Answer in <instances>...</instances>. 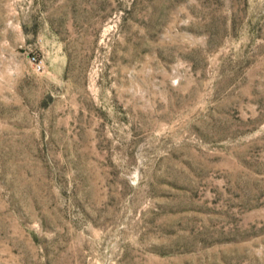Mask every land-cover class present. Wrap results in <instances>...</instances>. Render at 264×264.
Returning <instances> with one entry per match:
<instances>
[{
  "label": "rangeland",
  "instance_id": "obj_1",
  "mask_svg": "<svg viewBox=\"0 0 264 264\" xmlns=\"http://www.w3.org/2000/svg\"><path fill=\"white\" fill-rule=\"evenodd\" d=\"M0 264H264V0H0Z\"/></svg>",
  "mask_w": 264,
  "mask_h": 264
},
{
  "label": "built area",
  "instance_id": "obj_2",
  "mask_svg": "<svg viewBox=\"0 0 264 264\" xmlns=\"http://www.w3.org/2000/svg\"><path fill=\"white\" fill-rule=\"evenodd\" d=\"M32 59L34 60V62H35V64H36V68L39 69V68L41 67L40 62L35 61L34 58H32Z\"/></svg>",
  "mask_w": 264,
  "mask_h": 264
}]
</instances>
